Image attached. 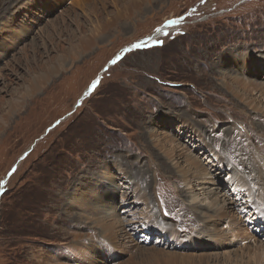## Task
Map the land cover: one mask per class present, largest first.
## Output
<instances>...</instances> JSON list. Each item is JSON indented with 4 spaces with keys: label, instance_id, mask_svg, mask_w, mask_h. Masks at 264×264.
I'll list each match as a JSON object with an SVG mask.
<instances>
[{
    "label": "rangeland",
    "instance_id": "374dc122",
    "mask_svg": "<svg viewBox=\"0 0 264 264\" xmlns=\"http://www.w3.org/2000/svg\"><path fill=\"white\" fill-rule=\"evenodd\" d=\"M129 1L0 0V264H264V0Z\"/></svg>",
    "mask_w": 264,
    "mask_h": 264
},
{
    "label": "bare ground",
    "instance_id": "6f19581e",
    "mask_svg": "<svg viewBox=\"0 0 264 264\" xmlns=\"http://www.w3.org/2000/svg\"><path fill=\"white\" fill-rule=\"evenodd\" d=\"M133 0H130L128 3H127V5L129 6V7H131V6H133ZM161 29V28H160ZM162 29H164L163 27H162ZM160 33H162V31L160 30V31H158V32H156L155 34H153L152 36H150V40L151 39H154L155 37H157V36H159V34ZM63 60V59H62ZM57 67L58 66H56V67H54V66H52V68L49 70V71H47V73H42V74H40L39 76H37V77H34L32 80H31V82H30V84H29V87L26 89V91H25V95H30V94H33V93H35V92H37L40 88H41V85H42V83H44V81L48 78V76H49V74L50 73H52V72H54L55 70H57ZM256 111V110H255ZM256 116L258 117V118H260V117H263L264 118V114L262 113V112H259V111H256ZM5 120V119H4ZM2 121V120H1ZM263 122H264V119H263ZM1 127V126H0ZM249 140L251 141V142H253V141H255V140H257V142L258 143H260V142H262L261 144H259V145H257V146H255V148H256V153L258 154V157L261 159V155L260 154H263L264 153V138H261V137H258V136H255V135H250V138H249ZM254 146H252V147H248V151L249 150H251V148H253ZM260 152H262V153H260ZM256 159H257V157H255ZM255 158H254V156L252 157V159L254 160L253 161V163L254 162H256L260 167H261V165H260V163H258L256 160H255ZM186 164H187V166H188V168L185 170L186 172H188L189 173V175H193V177H198V175H199V170L198 169H194L193 170V167H195V165L197 164V162L195 161V160H191V161H189V159L186 157ZM183 173V172H182ZM184 174H186V173H184ZM182 176H184L183 174H182ZM9 177V176H8ZM180 177V176H179ZM185 177V176H184ZM182 179V178H181ZM184 179V178H183ZM7 180V177L5 178V180L3 181V183L5 182ZM172 206V205H171ZM183 206V205H182ZM174 209V208H173ZM191 216V215H190ZM216 217V216H215ZM213 233V232H212ZM222 235V234H221ZM212 236V235H211ZM224 236V235H223ZM222 237V236H221Z\"/></svg>",
    "mask_w": 264,
    "mask_h": 264
},
{
    "label": "water",
    "instance_id": "95a60500",
    "mask_svg": "<svg viewBox=\"0 0 264 264\" xmlns=\"http://www.w3.org/2000/svg\"><path fill=\"white\" fill-rule=\"evenodd\" d=\"M27 151H28V150H27ZM27 151L24 152V154L21 156V158L24 157V155L27 153ZM17 163H18V161H17ZM9 174H10V172L7 173V176H8ZM1 193H2V191H1Z\"/></svg>",
    "mask_w": 264,
    "mask_h": 264
}]
</instances>
